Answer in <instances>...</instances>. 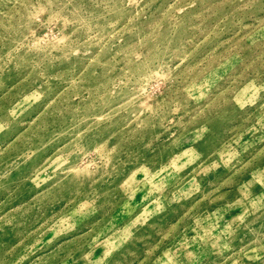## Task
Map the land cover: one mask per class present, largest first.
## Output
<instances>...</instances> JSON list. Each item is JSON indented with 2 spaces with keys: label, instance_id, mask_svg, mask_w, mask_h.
Masks as SVG:
<instances>
[{
  "label": "rangeland",
  "instance_id": "374dc122",
  "mask_svg": "<svg viewBox=\"0 0 264 264\" xmlns=\"http://www.w3.org/2000/svg\"><path fill=\"white\" fill-rule=\"evenodd\" d=\"M0 264H264V0H0Z\"/></svg>",
  "mask_w": 264,
  "mask_h": 264
}]
</instances>
